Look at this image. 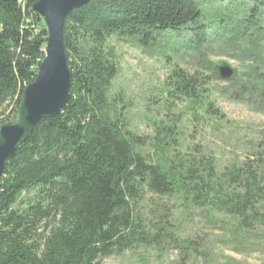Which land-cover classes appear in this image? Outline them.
<instances>
[{
  "label": "trees",
  "instance_id": "16d2710c",
  "mask_svg": "<svg viewBox=\"0 0 264 264\" xmlns=\"http://www.w3.org/2000/svg\"><path fill=\"white\" fill-rule=\"evenodd\" d=\"M37 1L0 0V126L14 120L44 60L48 35L32 9ZM253 1L257 10L242 29L234 24L242 15L220 8L206 14L199 0H92L68 16L70 100L58 116L37 124L0 179V264H103L127 250L163 244L178 247L182 259L197 251L194 240L175 237L163 210L142 213L149 196H180L231 215L240 234L264 226V184L256 170L245 165L220 172L206 156L183 154L174 148L177 128L163 122H155L154 141H146L126 127L123 98L112 96L119 73L113 37L150 48L187 33L184 46L199 52L210 42L205 20L211 19L225 24L215 30L217 38L252 41L248 31L264 7V0ZM229 29L238 34L229 39ZM212 77L219 78L217 69ZM170 80L174 100H201L197 74L177 69Z\"/></svg>",
  "mask_w": 264,
  "mask_h": 264
},
{
  "label": "rangeland",
  "instance_id": "374dc122",
  "mask_svg": "<svg viewBox=\"0 0 264 264\" xmlns=\"http://www.w3.org/2000/svg\"><path fill=\"white\" fill-rule=\"evenodd\" d=\"M199 1L206 14L220 8L227 15H242L240 22L234 23H240L241 29L246 27L243 20L257 10L253 0ZM258 11L252 20L256 25L248 31L252 41L234 43L230 38L238 32L233 29H229L228 42L226 37L217 38L215 30L225 24L206 19L211 25L207 29L210 42L199 52L184 46L190 39L187 33L181 39L160 38L150 48L126 37H113L110 45L116 52L119 73L112 96L123 98L120 103L126 127L146 141L152 140L150 143L156 136L155 122L176 127V150L206 156L220 172L250 166L264 184V7ZM224 66L233 71L228 79L219 73ZM177 69L199 76L200 101H176L170 95V78ZM215 69L219 78L213 79ZM153 150L144 147L146 153ZM141 205L142 213L163 210L176 226L175 237L194 240L198 250L182 259L176 246H143L115 254L103 264H264L263 225L254 224L250 232L240 234L237 218L198 208L180 196H149Z\"/></svg>",
  "mask_w": 264,
  "mask_h": 264
},
{
  "label": "water",
  "instance_id": "95a60500",
  "mask_svg": "<svg viewBox=\"0 0 264 264\" xmlns=\"http://www.w3.org/2000/svg\"><path fill=\"white\" fill-rule=\"evenodd\" d=\"M92 0H38L32 7L48 38L36 79L22 92L13 122L0 126V179L8 161L32 135L37 124L58 116L70 100L73 71L65 44V23L75 10ZM223 78L232 69L220 67Z\"/></svg>",
  "mask_w": 264,
  "mask_h": 264
}]
</instances>
